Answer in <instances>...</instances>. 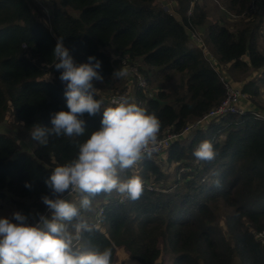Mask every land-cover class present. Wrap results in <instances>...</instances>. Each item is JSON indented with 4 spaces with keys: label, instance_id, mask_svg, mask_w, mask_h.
Listing matches in <instances>:
<instances>
[{
    "label": "trees",
    "instance_id": "obj_1",
    "mask_svg": "<svg viewBox=\"0 0 264 264\" xmlns=\"http://www.w3.org/2000/svg\"><path fill=\"white\" fill-rule=\"evenodd\" d=\"M210 1L234 23L226 16L210 22L201 0H54L50 15L37 0H0V124L10 114L13 130L25 135L35 125L51 127L53 113L68 111L65 85L55 69L60 36L77 64L90 56L102 62L104 80L94 86L104 90L116 88L112 77L121 58L137 64L153 89L158 87L153 98L138 87L134 93L161 121L159 137L167 130L181 133L224 100L223 66L261 111L255 100L264 90V3L254 13V0ZM250 17L259 19L256 25L251 20L239 25ZM189 29L205 30L219 72L200 47L190 46ZM250 70L263 71L258 79H239ZM169 83H177L172 92L162 86ZM83 119L84 136L53 137L46 146L34 141L33 152L0 132V201L11 195L14 213L27 216L29 224L47 212L42 197H51L45 181L52 170L75 158L76 144L99 130L102 111ZM203 140L214 146L211 162L193 156ZM133 174L144 181L138 200L100 195L95 211L82 213L97 226L82 243L111 248V264H158L163 255L172 264H264V246L255 235L264 232V122L252 113L210 122L125 175Z\"/></svg>",
    "mask_w": 264,
    "mask_h": 264
},
{
    "label": "clouds",
    "instance_id": "obj_2",
    "mask_svg": "<svg viewBox=\"0 0 264 264\" xmlns=\"http://www.w3.org/2000/svg\"><path fill=\"white\" fill-rule=\"evenodd\" d=\"M54 56L59 80L65 85L68 111L53 113L51 127L33 126L31 140L46 146L53 137L84 136L83 117H96L102 111L101 126L78 142L75 158L55 167L45 181L51 197L43 196L42 203L50 215L38 214L35 224H29L21 212L0 218V264H111V248L101 250L82 243L86 233L97 229L82 213L94 212V200L100 195L117 193L122 201H136L143 195L141 176L125 174L160 151L164 143L159 138L161 121L127 95L113 97L114 106L103 107L104 101L95 98L98 90L94 86V81L104 80L102 62L90 56L87 63L77 64L61 36ZM128 75V69L120 67L112 78ZM193 156L197 162L214 160L216 152L211 141L199 142ZM25 187L32 185L26 183Z\"/></svg>",
    "mask_w": 264,
    "mask_h": 264
},
{
    "label": "built area",
    "instance_id": "obj_3",
    "mask_svg": "<svg viewBox=\"0 0 264 264\" xmlns=\"http://www.w3.org/2000/svg\"><path fill=\"white\" fill-rule=\"evenodd\" d=\"M215 1L218 2L217 0ZM263 3H264V0H254L253 6H252V12L260 13ZM220 9L223 10L221 6H220ZM191 13H192V10L189 11V15H191ZM188 35L190 37V41L193 43V46L200 47L203 51L204 57L210 63L211 67L214 70L218 71L219 70L218 60L213 56V54L210 52V50L206 46L203 35L200 32L193 30V29H189ZM121 64H122V67L127 68L129 72V75L123 78V80L126 81L125 88L121 90H117L111 94L106 93L102 97L100 95L101 99L104 101L103 107L114 106L111 104V100L113 97L127 95L134 103L144 108L143 103L139 102L135 93L131 91L132 84L133 85L136 84L137 87L143 90V93L149 98H153V95H154L153 89L148 83V80L139 71L137 64L132 62L131 59H129L128 57L121 58ZM128 79H131V80H128ZM222 80H223L225 91H226V96L224 100L217 107L213 108L206 115H204L202 118L188 125L181 133H175L170 130H167L164 136L159 137L161 140L164 141V143L161 146L160 151L158 153H155L154 155H162L164 151L168 149L175 141L181 140V138H184L185 135L191 134L192 132L198 129L205 128L210 122L217 121L228 115H243L246 113H252L256 120L264 122V111L251 110L245 104V101L247 100V98L249 99V97L247 94L243 92L242 88L230 84L223 77H222ZM150 189L152 188L150 187ZM65 196H67V194H65ZM121 201H122V198H121ZM125 201L126 200H123L122 202H125ZM102 213L103 211L101 212V214ZM97 223H100V221H97ZM255 235H256V238L264 246V232L260 234H255Z\"/></svg>",
    "mask_w": 264,
    "mask_h": 264
},
{
    "label": "rangeland",
    "instance_id": "obj_4",
    "mask_svg": "<svg viewBox=\"0 0 264 264\" xmlns=\"http://www.w3.org/2000/svg\"><path fill=\"white\" fill-rule=\"evenodd\" d=\"M37 1H39L38 4L40 5V7L44 8V10L47 13V15H50V13H51V7L53 6L54 0H37ZM201 4L208 9V14H209L208 20L210 22H213L214 23L215 21L219 20V18H221V17L224 18V16H226V15H224V12L220 11L219 8H216V6H215V4H214L213 1H210V0H201ZM173 5H174L173 3H170L169 4L170 8H172ZM257 17H250V19H248V20L245 19L246 21L239 23V25L240 26H246L248 24L249 20H251L249 22L250 24L256 25L257 24V21L259 20V19H257ZM227 19H228L227 22L230 23V24L234 23V21H235L234 18L227 17ZM201 30L203 31V32H201V34L202 35H205V30L204 29H201ZM190 46L191 47H194L193 46V43L191 41H190ZM229 68L230 67H227V66H223L222 67V71H221L222 77L227 82H229L230 84L235 85V86H238V87H241L243 83L242 82L235 81L234 80L235 78L233 79V77L230 76ZM262 71L263 70H259V71L250 70L248 73H246V75H241L239 79L245 78L243 76H246L247 78H249V80L258 79L259 74L262 73ZM179 79L180 78H177L176 79V82L177 83H178ZM128 80H131V79H128ZM117 81H118V83L116 85V88H113V89L104 90L101 87V85L95 86L96 89L98 90V93L97 94H99V96L101 95V97H102L106 93L111 94V93H113V92H115L117 90H121V89L125 88V85H126V81L125 80H123V79H117ZM176 84L174 83V86L172 88H170V86H169V85H171V83L166 84V85H162V86L165 89H167L169 92H172V89L176 86ZM136 87H137L136 84H134V85L132 84L131 91L132 92H135L136 91ZM154 87H155V89H153V86H151V88L153 89V91H155L158 88L157 86H154ZM155 94L153 96H155ZM250 101L252 102L251 99H250ZM255 101H257L259 103L260 108L262 109L261 111H264V90L262 92L261 98H258ZM12 123H13V119H12L11 115L8 114V117H7L6 121L3 122L2 124H0V132L6 133V134H9V135L13 136L17 140V142L20 144V147H21V149L23 151L33 152L34 149H36L37 146H36L35 142L33 140H31L30 134H25V135L18 134L17 132H15L13 130ZM158 161L161 163V167L163 168V170L164 171H167L168 173H170L167 165L164 164L165 163V159L164 158H160ZM138 166L134 170H131L129 172L130 173H133L138 168ZM73 199H74V201H76V198L75 197ZM76 202H78V201H76ZM0 207H1V210H0V218H10V217H12V215H13V213L15 211V207H14L13 198L11 197V195H7L6 196V199L0 201ZM46 215H50V214L48 212H46ZM84 219L86 221H91V219L88 216H86V215H84ZM220 221H221V225L225 229V226H224V224L222 222L223 219H220ZM13 223H15V222H13ZM225 231H226V229H225ZM128 264H132V262L128 261ZM133 264H135V263H133ZM158 264H172V261L169 259V257L167 255H163L161 257L160 261L158 262Z\"/></svg>",
    "mask_w": 264,
    "mask_h": 264
},
{
    "label": "crops",
    "instance_id": "obj_5",
    "mask_svg": "<svg viewBox=\"0 0 264 264\" xmlns=\"http://www.w3.org/2000/svg\"><path fill=\"white\" fill-rule=\"evenodd\" d=\"M173 86H174V84L173 85H170V88H172ZM245 104L248 106L249 109H251V110H254L255 109L253 103L250 101V98L249 99L247 98V100L245 101ZM202 129L203 130H206L207 129V126L205 128H202ZM198 130H200V129H198ZM190 135L191 134L185 135V137H189Z\"/></svg>",
    "mask_w": 264,
    "mask_h": 264
}]
</instances>
